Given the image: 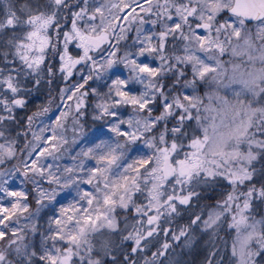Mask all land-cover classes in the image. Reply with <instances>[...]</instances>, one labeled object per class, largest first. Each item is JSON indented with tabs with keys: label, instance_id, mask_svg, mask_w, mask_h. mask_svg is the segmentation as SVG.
<instances>
[{
	"label": "snow or ice",
	"instance_id": "obj_1",
	"mask_svg": "<svg viewBox=\"0 0 264 264\" xmlns=\"http://www.w3.org/2000/svg\"><path fill=\"white\" fill-rule=\"evenodd\" d=\"M0 264H264V0H0Z\"/></svg>",
	"mask_w": 264,
	"mask_h": 264
}]
</instances>
